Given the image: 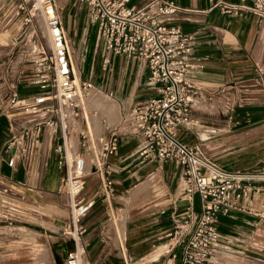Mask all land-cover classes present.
<instances>
[{
  "label": "crops",
  "instance_id": "1",
  "mask_svg": "<svg viewBox=\"0 0 264 264\" xmlns=\"http://www.w3.org/2000/svg\"><path fill=\"white\" fill-rule=\"evenodd\" d=\"M146 1L129 0V3L141 6ZM172 1L179 8L164 16V19L177 24L182 32L191 35L190 61L193 66L190 74L200 85V91L190 109V121L177 128V137L185 142H198L202 149V144L205 147L215 145L216 140L211 138L219 134L225 136L232 132L237 136H251L248 140L252 139L250 145L236 149L231 155L220 158L207 156L227 169H264V21L245 9L223 12L217 5L212 6L210 0ZM65 5H68L69 11L61 19L78 68L73 65L77 73L79 70L82 75L87 69L84 54L93 37V27L86 15L78 14V11L84 13V10L74 0H65ZM122 57L125 62L134 59H126L124 54ZM134 60L138 62L137 69L128 88L125 80L124 86L127 89L120 92V95L112 93L114 85L109 90L102 89L103 85L108 87L103 79L97 77L94 81V85L100 84V87L93 88L108 93L106 95L114 101L113 105L108 107L111 103L86 99L97 105L95 108L101 112L100 108L104 107L106 112H114L112 117L110 113L103 114L110 120L120 117L112 126L121 127L126 122L130 107L148 98L137 97L140 90L135 87L141 77L143 84L147 85L148 96L155 94L154 88L146 83V66L142 61ZM141 68L145 71L143 76L140 75ZM205 99L210 103L219 100L222 105L215 110L201 107L199 104ZM207 105L211 107L208 103L204 106ZM102 122H105L104 118ZM8 125V119L0 110V148L8 136ZM110 126L104 124L94 136L103 134L106 127ZM55 141L56 132L44 127L40 132L39 147L29 162L18 155L9 166L0 153V188L9 184L13 190L23 193L26 224H20L24 226L23 229L26 228L27 238L36 231L44 233L58 229L57 224L47 222L50 216L42 217L40 211L33 207L39 203L35 197L36 192L49 198L50 207L57 204L62 206L63 197L67 201L66 194L59 187L61 170L56 166L58 153L54 150ZM138 141L130 133L120 134L117 148L107 156L97 159V154L94 158L92 152H89L85 159L88 172L81 196L84 200H91V204L80 218L79 236L83 242L86 264H158L161 261L181 264L180 245L187 234L183 222L192 220L198 208V197L192 194L191 198H187L181 191L178 165L169 160L138 154ZM76 142L75 137V145ZM241 152L244 154L240 155ZM163 162L165 166H170L169 169L166 167L170 174L166 185L171 186L173 176L177 175L178 192L164 191V204L129 207L133 200L141 199L139 202H142L161 193L157 182ZM107 166L110 168L108 173L105 170ZM104 176H109L113 181V193L109 197L102 189ZM124 189L126 195H118ZM113 196L128 206L113 207L110 202ZM250 204L255 210L264 208V188L254 192ZM36 223L38 228L34 227ZM216 228L219 237L213 248L215 264H264V228L257 216L235 209L221 211L216 216ZM51 237L58 239L52 242ZM46 241L51 242L50 247L55 245L63 264L65 251L73 247V242L63 233L59 236L47 234Z\"/></svg>",
  "mask_w": 264,
  "mask_h": 264
},
{
  "label": "built area",
  "instance_id": "2",
  "mask_svg": "<svg viewBox=\"0 0 264 264\" xmlns=\"http://www.w3.org/2000/svg\"><path fill=\"white\" fill-rule=\"evenodd\" d=\"M210 1L223 12L245 9L264 21V0ZM74 3L83 8L93 27L99 68L110 70V59L118 53L126 59H138L147 68L146 83L155 90L154 95L130 107L121 127H106L103 134L92 137L97 159L117 148L120 134L130 133L139 140L138 154L178 165L181 191L187 198L192 194L198 197L192 220L183 222L187 234L180 245L181 264H215L218 212L235 209L252 213L264 228V208L255 210L250 204L254 192L264 188V169H227L205 155L198 142H185L177 137V128L190 121V109L200 91V85L190 74L191 35L164 19L179 6L172 0H147L141 6L129 0H74ZM0 7H4L6 22L13 20L19 10L25 23L31 22L33 13L38 14L48 38L47 52L36 48V77L32 81L39 91L21 94L12 85L5 100L0 96V110L9 121L8 136L0 153L9 166L18 155L29 162L39 147L43 128L56 132L54 150L58 153L56 166L61 170L59 187L66 194L70 209L69 221L62 232L73 242V247L65 251L63 264H86L79 236L80 218L91 200H84L81 190L88 172L85 154L92 139L83 130L79 101L94 83L82 77L79 70L78 85L75 83L73 51L55 0H0ZM72 133L76 135L75 147L70 143ZM105 170L108 173L109 166ZM112 182L109 176H104L102 189L108 197L113 193ZM25 212L23 193L9 184L3 185L0 222L11 223Z\"/></svg>",
  "mask_w": 264,
  "mask_h": 264
},
{
  "label": "rangeland",
  "instance_id": "3",
  "mask_svg": "<svg viewBox=\"0 0 264 264\" xmlns=\"http://www.w3.org/2000/svg\"><path fill=\"white\" fill-rule=\"evenodd\" d=\"M55 4L57 6L60 17L62 15L66 17L69 8L68 5H65V0H55ZM3 10L4 7H0V96L3 100H5V94L9 91L12 85L14 86V88L20 90V92H24V94L26 95H30L33 92L39 91L37 83H34L32 81L33 78L36 77V69L34 67L36 48H40L42 46L44 48V51L47 52L48 40L44 22L38 14L33 13V15L31 16V22L27 21L25 23L22 20L23 14L19 10L18 13L15 14L13 20L6 22L3 19ZM78 14L80 16L81 14L85 15L81 11H78ZM6 29H8L9 33L3 34ZM69 33H72L71 28L69 29ZM7 36L9 38H7ZM89 42L90 43L88 46V50L86 54H84V60L86 62L87 69L81 76L89 79L93 83L97 77L100 80L103 79L104 84L106 83L108 87H106V85H103L101 86L102 89L107 88V90H109L111 89V86L114 85V87L112 88V93H117L120 95V92L126 90L128 88V85L131 83L132 75L137 69V60L135 61L134 59H131L130 61L125 62L122 54L118 53L114 58L111 57L112 60L110 59V62H112L109 63L111 69L109 70L106 68L104 70H101L99 68V56H97V50L93 44V37ZM74 64L78 68L77 62L74 61ZM144 72V68H141L140 75L143 76ZM125 80H127L126 89L124 86ZM146 86L147 85L143 84V79L141 77L137 86L135 87L136 89L140 90L138 92L140 94H138L137 97H149L146 93ZM93 87L98 88L100 87V84H96V86L92 85L87 92H89V90ZM87 94L88 93H86L85 96H87ZM85 96L81 104V112L82 114H84L82 121L85 125V121L87 120V133L89 134V140L92 139L91 141H89V152H92V156L95 158L97 152L94 140L92 138L95 135V132H97V130L100 129L104 124L111 126L115 125L119 121L120 117L110 120L108 116H105L103 114L110 113V116L112 117L114 115V112H111L110 110L106 112L104 110V107L103 109L100 108L103 112L102 113L101 111H99V109L95 108V106L97 107V105L87 102ZM108 102L111 103L108 105V107L110 105H113L114 103L112 99H108ZM206 103L210 104L211 107H209V105H207V107L204 106ZM90 104L94 106H91ZM199 105L210 110H215L217 109V106L222 105V103L219 100H213L210 103L205 99L200 102ZM102 118L105 119V122H102ZM231 133L232 132H228L224 134L225 136L219 134L211 138V140H216L215 145H213L212 147H205V145L202 144V149L204 150L205 154L210 155L211 157L220 158L223 156L231 155L232 153L237 151L236 149L240 147L250 145V141L252 139L250 141L248 140L251 136H237L236 134ZM222 140L224 141L222 142ZM218 143L221 144L217 145ZM75 146L76 145L74 143V147ZM222 147L224 148L221 149ZM89 152L88 154H85V159L88 158ZM223 153L226 154L220 156ZM243 154L244 152L240 153V155ZM164 163L165 162L162 163V166L160 168L161 170L159 171L157 182L158 188L161 193L158 196H153L151 198L145 199L142 202H139L141 199L133 200L132 204H130L129 207L142 205L145 206L152 203L155 205L164 204V200L162 199L164 197V195H162L164 191H173L174 193L178 192L179 189L177 187V175L173 176L171 186L168 187L166 185L170 175L167 168L169 169L170 166H165ZM152 169L153 167L151 169H147L142 177H145V173L147 174ZM83 189L84 188H82V190ZM125 190L126 189H124L123 192L118 195H126ZM35 197L37 201H39V203L38 205L33 207H35L38 212L40 211L42 217L45 218L47 216H50L47 222H50L51 224H57L56 226L58 227V229L55 231L52 230L44 232L46 234L45 236L43 232L36 231V233L28 236L29 238H27L26 228L23 229L24 226H21L20 224H26V221L24 220V218H26L25 216L16 217V219L12 220L11 223L1 221L0 224L3 225V227H0V264H62L60 256L61 254L57 253L54 248L55 245H51L52 247H50L51 242L46 241V238L47 234H55L59 236L60 233H63L62 229L67 224L70 217L69 205L64 197L62 206L57 204L53 207H50L48 204L50 202L49 198H44L37 192L35 193ZM110 202L113 207H119L121 205L128 206V204L122 202L119 199H116L114 196L110 197ZM4 224L7 225L4 226ZM34 227L38 228V223H36ZM262 232H264V230H262ZM57 239L58 238H50L52 242L56 241Z\"/></svg>",
  "mask_w": 264,
  "mask_h": 264
},
{
  "label": "bare ground",
  "instance_id": "4",
  "mask_svg": "<svg viewBox=\"0 0 264 264\" xmlns=\"http://www.w3.org/2000/svg\"><path fill=\"white\" fill-rule=\"evenodd\" d=\"M43 21V20H42ZM44 22V21H43ZM5 30V29H4ZM4 33H9V31H8V29H6V31H4L3 32V34ZM47 36V35H46ZM7 38H9L8 36H7ZM11 38V37H10ZM6 39V38H5ZM47 40H48V38H47ZM4 41V40H3ZM2 41V42H3ZM1 42V43H2ZM41 48L42 49H44L42 46H41ZM35 52V51H34ZM73 67H74V65H73ZM74 73H75V83H76V85H78V75H77V71H76V69H75V67H74ZM91 87V86H90ZM89 87V88H90ZM88 88V89H89ZM88 89H87V91H88ZM86 91V93H88L87 94V96H85V94L86 93H84L83 95H81V98H80V101H79V103H80V109H81V104H82V101L84 100V96L86 97V99H88V100H96V101H103L104 103H109V102H107L108 101V99H110V97L109 96H107L106 94H104L103 92H99L98 90H96L95 88H91L90 90H89V92H87ZM81 116H82V119H83V116H84V114H82V112H81ZM84 124V123H83ZM86 127H87V120L85 121V125H84V131L87 133V129H86ZM88 134V133H87ZM75 137H76V135H75V133H72V135H71V138H70V143H71V145L74 147V139H75ZM88 139H89V134H88ZM76 144H77V142H76ZM89 147V146H88Z\"/></svg>",
  "mask_w": 264,
  "mask_h": 264
}]
</instances>
